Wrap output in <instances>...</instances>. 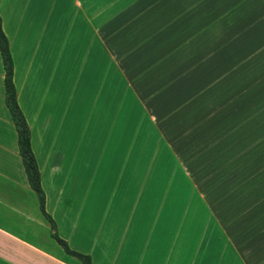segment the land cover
<instances>
[{"label":"crops","instance_id":"0c3cea01","mask_svg":"<svg viewBox=\"0 0 264 264\" xmlns=\"http://www.w3.org/2000/svg\"><path fill=\"white\" fill-rule=\"evenodd\" d=\"M0 19L44 211L71 251L92 264L263 253L264 0H0ZM2 79L0 60V264H80L27 185ZM61 98L78 142L50 127Z\"/></svg>","mask_w":264,"mask_h":264},{"label":"trees","instance_id":"16d2710c","mask_svg":"<svg viewBox=\"0 0 264 264\" xmlns=\"http://www.w3.org/2000/svg\"><path fill=\"white\" fill-rule=\"evenodd\" d=\"M0 60L3 69L2 85L4 105L8 111L9 117L16 132L17 152L20 157L27 185L29 189L35 194L39 211L49 225L50 237L55 241V243L63 250L66 255L77 259L80 264H92L89 256L71 251L67 247V244L57 236L53 221L44 211V194L40 187L39 172L30 148L29 128L16 101V92L12 82L13 62L11 54L9 52L8 40L5 34L3 33L1 27V19Z\"/></svg>","mask_w":264,"mask_h":264},{"label":"rangeland","instance_id":"374dc122","mask_svg":"<svg viewBox=\"0 0 264 264\" xmlns=\"http://www.w3.org/2000/svg\"><path fill=\"white\" fill-rule=\"evenodd\" d=\"M62 98L59 99V101H56V111H55V115L53 117L50 118V127L52 128H59V135L57 133V140H68V141H72V142H78L79 138V127H80V118L79 116L73 115L71 118V122H72V126H73V130H72V134H65L63 132V127L67 126L69 124V118L66 117L65 122H63V118L60 117L58 111L60 109V106L62 104ZM74 104L73 103V111H74ZM76 104L79 105V102H77ZM76 113L79 115V110L77 109ZM63 122V124H62ZM141 168L142 166L137 165L136 166V171L137 173L141 172ZM89 172H90V166H89ZM97 183H93V187L96 185ZM247 263L248 264H264V246H263V253H260L259 256H247Z\"/></svg>","mask_w":264,"mask_h":264}]
</instances>
